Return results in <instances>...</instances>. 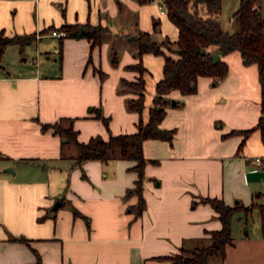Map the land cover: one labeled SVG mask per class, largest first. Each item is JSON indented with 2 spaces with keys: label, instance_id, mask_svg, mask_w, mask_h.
Here are the masks:
<instances>
[{
  "label": "crops",
  "instance_id": "1",
  "mask_svg": "<svg viewBox=\"0 0 264 264\" xmlns=\"http://www.w3.org/2000/svg\"><path fill=\"white\" fill-rule=\"evenodd\" d=\"M240 1L232 2L235 17ZM158 3L0 0V33L37 34L25 49L11 44L0 52V264H38L39 259L41 264H173L168 256L180 253L185 241L195 246L222 227L218 212L201 197L223 198L231 205L257 203L255 192L262 194L258 175L263 172L252 161H264L261 131L252 132L241 149L242 135L223 137L232 129L255 125L261 114L258 66L245 64L239 51L223 55L217 46L208 47L229 63L228 75L219 82L200 76L197 92L168 94L183 104L168 107L161 123L176 129L172 143L154 138L144 142L146 157L158 161L146 165V207L140 216L132 208L137 195L127 196L138 178L134 160L77 164V148L68 145L63 151L62 137L42 126L75 118L79 140L97 134L107 138L105 124L90 112L100 106L113 133L137 131L163 77L164 56H141L147 107L141 115L129 110L126 99L138 93L121 91L120 81L139 77L128 66L140 57L126 36L144 30L159 42L178 39L177 26ZM260 11L264 14V0ZM235 17L233 29L220 17L225 30H239ZM79 22L111 31L95 47L86 38L41 33L51 25ZM33 45L36 65L28 57L23 64L9 60ZM41 53L49 55L42 58ZM53 53L59 55L54 71L47 70ZM232 228L226 258L211 264H264L261 229L251 238L238 233L234 224Z\"/></svg>",
  "mask_w": 264,
  "mask_h": 264
},
{
  "label": "trees",
  "instance_id": "2",
  "mask_svg": "<svg viewBox=\"0 0 264 264\" xmlns=\"http://www.w3.org/2000/svg\"><path fill=\"white\" fill-rule=\"evenodd\" d=\"M141 3L152 0H139ZM169 19L177 26L179 36L176 41L165 38L159 42L153 38L150 32L141 30L137 34L127 35V40L137 48L140 60L128 66L140 72L136 80L122 78L120 90L123 92L133 90L137 96L126 99V106L131 111L142 114L146 105V81L143 72L146 67L141 61L144 53L161 54L164 56L163 77L156 83L151 104L148 106V116L144 119L140 116L137 123V131L129 133H113L110 129V118L105 116L100 106L90 108L94 116L101 119L108 129L107 138L100 134L94 135L87 141L78 138L79 131L74 127V120L62 117L54 123H42L44 129L54 128V132L62 137L63 151L68 145L77 148V164L84 160L99 159L109 162L116 159L134 160L133 169L137 171L138 178L135 186L127 191V196L137 195L138 201L132 208L136 216H140L145 207L144 181L146 177V165L150 160L144 152V142L147 139H161L170 143L175 137V128H164L161 123L167 113L168 107L180 106L182 101L172 103L168 96L173 90H179L182 94L197 92L198 78L210 76L216 82L223 80L229 73V63L220 56L213 55L208 47L215 45L221 54L226 55L233 51H239L245 64L256 63L261 88V114L257 123L246 129H232L223 134L227 138L234 134L243 136L239 145L241 149L247 142L251 133L260 130L264 140V14L261 10L262 0H241L235 14L239 19V30L229 32L225 30L220 21L222 0H163ZM254 6H256L254 8ZM202 7H205L203 13ZM52 30L64 31L65 37L86 38L91 41V46L100 45L104 36L111 30L102 24L64 23L60 26L51 25L42 29L41 33ZM36 32L28 34H14L12 36L0 33V52L11 44L24 49L27 45L36 41ZM118 63L117 55L113 56V64ZM201 202L210 203L218 212L222 222L220 229L209 231L210 235L195 246H188L185 241L181 252L168 256L173 264H211L213 261L222 262L226 258L227 246L233 244V217L238 211L246 216L254 208L259 209L260 229L264 237V203H252L245 205L241 201L231 205L219 197H201ZM197 201L193 202L195 205ZM75 213H79L76 211ZM38 264H41L40 259Z\"/></svg>",
  "mask_w": 264,
  "mask_h": 264
},
{
  "label": "rangeland",
  "instance_id": "3",
  "mask_svg": "<svg viewBox=\"0 0 264 264\" xmlns=\"http://www.w3.org/2000/svg\"><path fill=\"white\" fill-rule=\"evenodd\" d=\"M232 2L233 0H224V3L222 1V11L220 13V17L223 18L224 21V25L226 27H229V29H233V24H234V15L231 14V7H232ZM231 18V24H229L228 22L230 21ZM236 20L238 18V16L236 15ZM234 31V30H232ZM58 41V40H57ZM58 45V44H57ZM25 49V48H24ZM22 54L19 53H15L13 55V57L9 58V60L11 61H16L19 64H23V63H30L33 65H36V63H34V58L35 56H37V49H35V45H33V49L31 51H29V48H26L25 51H22ZM40 54V53H39ZM42 54V58L47 57L49 54L45 53H41ZM8 57V56H7ZM28 57V61H25V58ZM58 59H59V55L57 53H53L52 54V58L49 61V67H47V70H58L59 69V64H58ZM25 61V62H24ZM40 63V62H39ZM10 66L12 67V65L10 64ZM73 120H75V118H72ZM246 129V128H244ZM234 135H240L241 134H234ZM254 163V165L259 168L263 173L258 175V177H262V180L260 179L259 183L257 184L258 187H260L262 194L258 195V192H255V202L257 203H264V161H260L259 159L255 158L254 161H252ZM148 179V176L146 174L145 180ZM154 180V179H152ZM145 186V185H144ZM233 224L235 226L236 231H238V233H242V235L246 236V237H253L258 235V233L260 232V213H259V209L258 208H254L253 211L251 213H249L247 216L244 212H236L234 214L233 217ZM249 233V234H248ZM192 243L190 242L187 243V245H191Z\"/></svg>",
  "mask_w": 264,
  "mask_h": 264
},
{
  "label": "built area",
  "instance_id": "4",
  "mask_svg": "<svg viewBox=\"0 0 264 264\" xmlns=\"http://www.w3.org/2000/svg\"><path fill=\"white\" fill-rule=\"evenodd\" d=\"M159 8L161 9V12L162 13H166V8H165V4H164V1L163 0H159ZM256 6H254L255 8ZM51 33L54 35V36H58V37H63L66 35V33L64 31H59V30H52Z\"/></svg>",
  "mask_w": 264,
  "mask_h": 264
},
{
  "label": "water",
  "instance_id": "5",
  "mask_svg": "<svg viewBox=\"0 0 264 264\" xmlns=\"http://www.w3.org/2000/svg\"><path fill=\"white\" fill-rule=\"evenodd\" d=\"M260 12H261V11H259V13H260ZM172 103H173V104H175V103H176V101H175V100H173V101H172ZM9 169H10V168H9ZM55 207H57V206H55Z\"/></svg>",
  "mask_w": 264,
  "mask_h": 264
}]
</instances>
